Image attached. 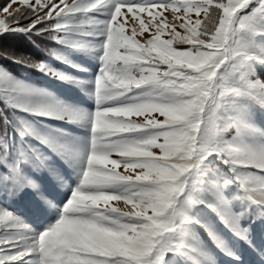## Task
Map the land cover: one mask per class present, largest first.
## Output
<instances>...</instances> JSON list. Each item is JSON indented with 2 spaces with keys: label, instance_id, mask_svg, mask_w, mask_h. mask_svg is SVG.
<instances>
[{
  "label": "snow or ice",
  "instance_id": "obj_1",
  "mask_svg": "<svg viewBox=\"0 0 264 264\" xmlns=\"http://www.w3.org/2000/svg\"><path fill=\"white\" fill-rule=\"evenodd\" d=\"M168 9L174 20L183 19V34L158 11ZM139 13H147V23ZM0 14V39L48 37L97 61L89 82L94 109L25 83L0 64V115L21 111L86 133L61 141L4 115L0 264H219L197 225L225 264H246L236 243L202 218L204 208L264 264V247L255 243L256 227L264 239V126L257 127V113L264 115V0H7ZM128 14L140 21L141 35L155 29L145 42L135 38V28L125 34L118 18L127 22ZM51 55L72 63L66 52ZM0 59L30 63L2 45ZM36 67L60 81L84 83L45 63ZM152 113L164 119L148 118ZM133 115H145V123L119 119ZM26 136L56 152L70 171H57ZM113 154L120 159H110ZM120 165L141 171L121 175ZM42 170L56 183L32 205L29 222L12 202L26 189L41 192L35 174ZM73 175L68 191L58 192ZM121 200L132 210L100 207Z\"/></svg>",
  "mask_w": 264,
  "mask_h": 264
},
{
  "label": "rangeland",
  "instance_id": "obj_2",
  "mask_svg": "<svg viewBox=\"0 0 264 264\" xmlns=\"http://www.w3.org/2000/svg\"><path fill=\"white\" fill-rule=\"evenodd\" d=\"M7 0H0V5L6 3ZM58 3L59 0H56ZM69 3L72 2V0H68ZM188 2H199V0H188ZM13 7H19V5H13ZM123 11L126 13L127 9H123ZM163 11V17L167 19L169 22V25L175 23L177 25L176 31L183 34V29L179 27L180 23H183V19L181 20H174L172 10L168 9L166 11L164 10H158ZM90 16H93V13L89 14ZM141 19H143L146 23L150 19L147 15V13H139L138 14ZM177 15L183 17V11L181 10ZM189 16L194 21L197 19L195 12L189 13ZM5 16L3 14H0V19H4ZM102 18V17H100ZM200 19L204 18L203 12L200 14ZM118 22L124 23L125 27V34L131 36L132 30L135 28L137 30L136 39L140 41L141 43L145 42L147 39L150 38V31L154 32L155 29L151 28L150 31H145L142 35L139 33V20H133L132 14H128L127 16V22H125V18L122 16L118 18ZM153 24L160 23V19H157L152 22ZM171 28L167 29L166 32L170 31ZM170 38L167 34L162 37V39H168ZM54 42V45L50 48V50L47 52L46 58L42 63L47 64L48 66L56 69L57 71L63 72L64 74L71 75L76 77L78 80L83 81V84H72L65 81H60L55 76L42 73L37 68V72L39 75H33V74H27L24 73L23 76L17 77V79L23 80L25 83L31 84L35 87L39 88H45L50 92H53L55 95H57L60 99L65 100L66 102L70 104H79L82 105L85 108L88 109H94L95 107V101L94 97L89 95V90L94 87L93 84L89 83L90 81L94 80L95 74L97 72V61L88 53L86 52H79L74 50H67L64 49L62 46L58 45ZM57 50L61 52H66L69 56V59L71 60V64L65 63L61 60H58L55 58V56L51 55V50ZM72 64L78 65V67H73ZM82 69H86L82 70ZM8 70V69H7ZM9 71V70H8ZM12 74V73H11ZM13 75V74H12ZM2 104L3 108L4 105ZM10 119H15L17 123H19L20 118H23L24 121L29 122L34 127H36L42 134L51 135L53 137L58 138L61 141H66L69 137H80L84 136L86 133L82 128H80L78 125H74L71 123H68L67 121H56L51 120L47 118H40L35 117L30 114L16 111L15 117L12 116L11 110L7 111ZM151 119H158L163 120L164 118L159 115V113H152L150 117ZM119 119H128L133 123L136 124H143L146 121L145 115H133L130 117H120ZM23 127V125H20ZM50 126V127H49ZM264 126V115L257 113V127ZM9 132L12 131L11 126L8 127ZM231 135H233L232 131H229L227 133V136L230 138ZM15 140L19 142L21 140V137L18 133H14ZM28 145L34 146L36 149H38L40 152H42L45 156L50 158L51 165L59 172L65 173L70 171L67 169L66 165H64L60 159V157L54 152L52 149L48 148L46 145L40 143L36 138L32 136H26L23 138ZM162 142V141H161ZM153 151L159 155V149H153ZM110 159L119 160L120 157L116 154H113ZM107 168H112L111 164L105 165ZM115 171L120 173L121 175H131L133 178L136 174H138L141 170L140 169H128L127 171L123 167V165H120L115 168ZM37 177L41 178V192H35L32 189H26L24 192L20 193L19 196L16 198L15 201L12 202V206L21 213L22 216L29 222H31V213L30 208L33 204L36 202H39L41 200V195L44 194L46 190H48L52 184L56 183V178L54 175L49 173L47 170H42L40 172H37L35 174ZM75 180V176H72L71 180L65 179V182L63 185H58L57 191L60 193H66L68 191L69 185L72 183V181ZM11 207V204L8 205ZM101 208H111L116 207L120 211H130L132 210V205L128 204L125 205L124 202L121 201H110L107 206H105L103 203L100 205ZM204 211L210 214V216L213 217V220L219 225V229L224 234V237L231 240L233 243H236V246L240 251L243 253V258L246 261V264H256V256L252 252V250L246 245L243 244V242L236 241V238L232 235L228 227L219 219V217L216 216L215 213H213L210 209L204 208ZM202 215V214H201ZM255 227V226H254ZM198 235H202L203 239V246L206 248L208 253L212 255L219 264H225L226 257H224L218 249L213 244L212 240L207 237L208 234L203 227H200L199 225L196 226ZM261 229L259 227H256L255 230V243L261 247H264V239L261 238ZM3 230L0 228V236H2ZM207 236V237H206ZM196 259H201L200 257H196Z\"/></svg>",
  "mask_w": 264,
  "mask_h": 264
},
{
  "label": "trees",
  "instance_id": "obj_3",
  "mask_svg": "<svg viewBox=\"0 0 264 264\" xmlns=\"http://www.w3.org/2000/svg\"><path fill=\"white\" fill-rule=\"evenodd\" d=\"M35 43L29 41L23 37H13L8 39H0V45L5 49L15 53L16 55L23 56L29 59L30 63L27 65H22L19 63H13L11 60L0 59V64L6 66V68L17 77H21L24 73L39 75L36 65L42 63L46 58L47 52L54 45L53 40L48 37L43 38H33ZM0 109H3L2 104H0ZM4 115H8L7 111L3 115H0V135L5 131ZM9 131V129H7ZM202 218L210 223L219 234L223 235L222 231L219 229V225L213 220V217L209 213L203 210ZM206 234V230H205ZM201 242H205L202 235H199Z\"/></svg>",
  "mask_w": 264,
  "mask_h": 264
}]
</instances>
